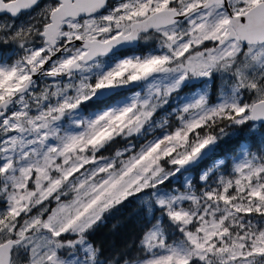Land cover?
Returning <instances> with one entry per match:
<instances>
[{
    "label": "snow or ice",
    "instance_id": "6c2138e0",
    "mask_svg": "<svg viewBox=\"0 0 264 264\" xmlns=\"http://www.w3.org/2000/svg\"><path fill=\"white\" fill-rule=\"evenodd\" d=\"M0 264H264V0H0Z\"/></svg>",
    "mask_w": 264,
    "mask_h": 264
},
{
    "label": "trees",
    "instance_id": "16d2710c",
    "mask_svg": "<svg viewBox=\"0 0 264 264\" xmlns=\"http://www.w3.org/2000/svg\"><path fill=\"white\" fill-rule=\"evenodd\" d=\"M133 228V223L127 219V213H117L113 217H110L106 224L100 226L97 230L96 238L98 241L109 244L113 240L128 237Z\"/></svg>",
    "mask_w": 264,
    "mask_h": 264
}]
</instances>
